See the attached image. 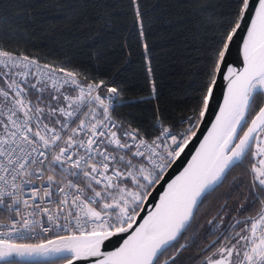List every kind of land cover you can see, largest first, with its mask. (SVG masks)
Returning a JSON list of instances; mask_svg holds the SVG:
<instances>
[{
	"label": "snow or ice",
	"instance_id": "1",
	"mask_svg": "<svg viewBox=\"0 0 264 264\" xmlns=\"http://www.w3.org/2000/svg\"><path fill=\"white\" fill-rule=\"evenodd\" d=\"M133 12L143 38L137 0ZM197 16L203 63L188 114L147 132L114 115V80L42 63L0 34V262L264 264V0L201 5ZM234 48L240 69L228 62ZM206 118L195 155L166 180Z\"/></svg>",
	"mask_w": 264,
	"mask_h": 264
},
{
	"label": "trees",
	"instance_id": "2",
	"mask_svg": "<svg viewBox=\"0 0 264 264\" xmlns=\"http://www.w3.org/2000/svg\"><path fill=\"white\" fill-rule=\"evenodd\" d=\"M137 2L143 38L134 22L133 0H0V34L8 47L78 71L89 81L114 80L111 86L122 90L115 114L147 132L158 117L177 124L188 114L194 94L190 82L203 63L197 59L202 54L197 11L227 0ZM227 189L226 184L220 192ZM218 197L205 205L212 212L202 225L223 203Z\"/></svg>",
	"mask_w": 264,
	"mask_h": 264
},
{
	"label": "water",
	"instance_id": "3",
	"mask_svg": "<svg viewBox=\"0 0 264 264\" xmlns=\"http://www.w3.org/2000/svg\"><path fill=\"white\" fill-rule=\"evenodd\" d=\"M228 62L230 66L240 69L243 67L242 62V52H238L237 49L232 50V55L228 58ZM227 84L228 81L226 79H219L218 78V87L214 92V95L216 99L214 100V104L218 106H223L224 97L227 95ZM218 113V108H217ZM214 122L212 119L206 118L205 124L201 125L200 131L197 133V136L193 138L192 142L189 144L188 148L185 149V152L181 155L180 159L172 165L171 169L169 170L168 175L165 177L166 180H171L175 178L176 175H178L181 171H183V168L187 166V163L190 162L192 156L195 155L196 150H198L200 143L203 140V137L207 135V131L211 127V123ZM164 187H158L156 192L154 193V196L157 198L152 199L151 203L154 205L158 203V196L162 194ZM143 215V214H142ZM119 240L118 237H112L111 241L113 244H109L106 242V250H114L113 245L116 244V242ZM118 246V245H117ZM18 262H48L52 261L54 259H57L56 257H45V256H27V257H17L16 258ZM0 264H3V262H0Z\"/></svg>",
	"mask_w": 264,
	"mask_h": 264
},
{
	"label": "built area",
	"instance_id": "4",
	"mask_svg": "<svg viewBox=\"0 0 264 264\" xmlns=\"http://www.w3.org/2000/svg\"><path fill=\"white\" fill-rule=\"evenodd\" d=\"M31 56V55H30ZM35 57V56H34ZM40 61L42 62V63H49V64H53V63H51V62H48V61H45V60H41L40 59ZM55 65V64H54ZM68 69V68H67ZM68 70H71V69H68ZM114 115L116 116V118L118 119V120H123V121H125L123 118H121V117H119V116H117L116 114H115V112H114ZM158 122V121H157Z\"/></svg>",
	"mask_w": 264,
	"mask_h": 264
},
{
	"label": "rangeland",
	"instance_id": "5",
	"mask_svg": "<svg viewBox=\"0 0 264 264\" xmlns=\"http://www.w3.org/2000/svg\"><path fill=\"white\" fill-rule=\"evenodd\" d=\"M69 69V68H68Z\"/></svg>",
	"mask_w": 264,
	"mask_h": 264
}]
</instances>
